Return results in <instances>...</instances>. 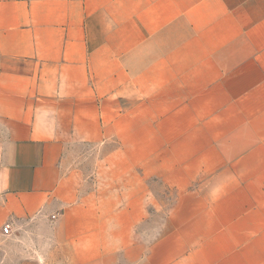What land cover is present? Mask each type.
<instances>
[{
	"label": "crops",
	"instance_id": "crops-1",
	"mask_svg": "<svg viewBox=\"0 0 264 264\" xmlns=\"http://www.w3.org/2000/svg\"><path fill=\"white\" fill-rule=\"evenodd\" d=\"M0 264H264V0H0Z\"/></svg>",
	"mask_w": 264,
	"mask_h": 264
},
{
	"label": "built area",
	"instance_id": "built-area-1",
	"mask_svg": "<svg viewBox=\"0 0 264 264\" xmlns=\"http://www.w3.org/2000/svg\"><path fill=\"white\" fill-rule=\"evenodd\" d=\"M10 232V226L9 225H5L2 229V233L3 234H9Z\"/></svg>",
	"mask_w": 264,
	"mask_h": 264
}]
</instances>
